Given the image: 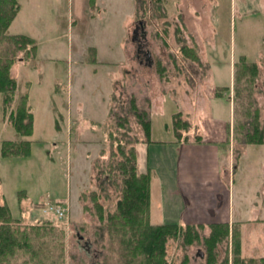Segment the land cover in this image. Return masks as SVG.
Segmentation results:
<instances>
[{"label":"rangeland","instance_id":"374dc122","mask_svg":"<svg viewBox=\"0 0 264 264\" xmlns=\"http://www.w3.org/2000/svg\"><path fill=\"white\" fill-rule=\"evenodd\" d=\"M30 1L29 12L34 4ZM179 1L182 3L178 6L179 13L178 9L175 8V12L171 8L178 0H105L106 8L102 7L100 11L94 7L93 12L90 8L93 0L86 2L85 7L82 0L38 1L42 5L46 3L41 23L45 36L39 40L36 58H30L31 55H26L24 50L16 52L12 70L18 80V94H27L32 107L33 134L21 136L15 130L8 118L9 112L4 115L3 95L0 93V193L4 195L12 216L20 218L22 226L33 221L38 223L41 218L40 223L47 226L49 237L57 243L64 242L65 264L122 262L118 243L111 240L110 233L100 230L103 223L99 220L91 193L99 192L95 163L107 166L113 160L110 144L116 138L126 141L143 137L141 127L130 113L132 96L141 106L151 105L152 108L154 104L152 113L158 123L164 119L155 112L162 98L172 96L200 114L207 104L211 107L218 104L215 93H226L222 89L224 86L230 89V99L222 98L227 108L220 109L222 114L230 115L233 109L236 125L244 116V107L251 96L261 109L264 126V0ZM23 3L26 6L27 0ZM167 9L172 11L166 12ZM176 13L178 15L174 16ZM46 23L55 27V34L53 29L51 33L45 32ZM136 29L137 35L134 34ZM2 45V48L6 46ZM182 45L186 46V54L181 51ZM94 46L97 47L96 53ZM189 50H196L200 59L189 58ZM125 53L126 59L121 62ZM96 55L98 60L107 62L96 65L94 73L91 58ZM240 55L257 62L258 76L256 85H251L246 83L245 75L249 72L241 73V96L234 101L235 63ZM159 65L165 67L164 73L159 71ZM67 88L71 92L73 109H81L76 115L81 124L102 117L114 89L110 108L115 110V116L109 115L103 131L80 127L77 121L69 119ZM174 100H166L161 107L168 120L178 105L181 107ZM15 106L13 103L9 111ZM118 114L128 116L126 127L117 125ZM201 119L208 138L224 140L230 132L225 147L236 163L245 144L234 127L211 115H204ZM191 129L193 132L194 128ZM191 137L196 139L199 136ZM20 138L31 140L30 156L3 157L2 140ZM135 146L138 150L139 143ZM246 146L239 160L236 182L247 199L238 204L240 207L236 206L249 217H260V221L245 226L244 232L240 224L229 225V237L224 238L217 251L219 259L228 256L230 264L234 259L236 239L243 244L242 257L264 256V208L258 209L255 200L250 201L251 196H257V203L264 205V181L261 180L264 144ZM139 149L141 160H145L147 146L145 156L142 147ZM106 192L108 196L101 193L99 201L106 211H113L120 191L113 185L108 186ZM59 198H65L63 203ZM49 200L61 202L66 209L65 225L37 216L41 215L40 210L34 213L39 202L45 204ZM30 213H33L32 218L28 217ZM156 221L157 218H151L152 223ZM224 222L201 223L202 239L192 245L183 246L180 240L170 239L167 243L168 263L182 264L186 256L188 264L204 263L202 254L207 252L204 237L211 233L212 223ZM61 228L65 230L62 236ZM81 235L84 239H80ZM28 260L29 255L21 252L11 259L10 264H33Z\"/></svg>","mask_w":264,"mask_h":264},{"label":"trees","instance_id":"16d2710c","mask_svg":"<svg viewBox=\"0 0 264 264\" xmlns=\"http://www.w3.org/2000/svg\"><path fill=\"white\" fill-rule=\"evenodd\" d=\"M19 9V0H0V93L3 95L4 115L7 116L9 112L10 123L21 136H30L33 134L34 114L29 104L28 95L18 94V80L12 70L16 62V52L24 50L26 55H31L30 58H34L38 43L36 39L28 35L9 34L7 32ZM3 43L6 45L4 48H2ZM181 51L185 54L187 53L185 45L181 46ZM189 52H191L189 58L193 60L200 59L196 50H189ZM256 63L255 61H248L244 55L239 56L238 61L235 63L237 73L234 101L241 96V87L239 86V84L241 85L239 82L242 81L241 73L249 72L245 75L246 83L255 84V78L258 76ZM159 71L164 73L165 67L159 65ZM222 89L226 93L216 91L215 96L230 99V89L226 87ZM13 103L16 106L9 111ZM150 106H141L138 104L136 97L132 96L130 98V113H133L138 125L141 127L143 137L140 139L139 137L133 138L131 136L132 138L126 141L122 138H116L113 144H110V153L113 157L110 164L102 166L96 162L94 165L97 170V179L100 182L98 185L99 192H92L91 199L97 210L99 220L103 223V228H100L101 232L110 233V236H112L111 240L119 245L120 260L122 261L120 264H169L167 243L170 239L180 240L179 243L183 246L195 244V242H200L202 239L199 231L200 228H203L201 223L164 222L154 224L151 222L152 177L150 171L141 172L139 170L138 150L137 146H135L141 142H151L152 120ZM238 106H235V109ZM114 111L113 109L110 110L112 117L115 116ZM243 114L242 119L236 125L234 124V130L241 136V142L243 144H264L261 109L251 96L250 102L246 108L244 107ZM117 116V125L126 127L129 122L128 116H121L120 114ZM173 127L178 139H188L189 136L184 134L183 131H189L192 126L182 114L178 113L174 116ZM196 139L200 140L201 137L199 136ZM30 153L31 140L29 139H4L1 142V155L3 157L23 158L30 156ZM113 185L120 191V196L117 199L115 209L106 211L99 199L102 197L101 193H105V196H108L106 192L108 186ZM81 195H84V192ZM50 202L54 205H62L61 202L56 200ZM46 204L42 203V201L39 202L38 208L34 213L40 210L41 215L37 216L44 217V220L50 218L56 224L65 225L67 215L60 217L54 210L46 209ZM42 206L44 207L42 208ZM32 214H28V217L32 218ZM19 221L20 218L12 216L4 195L0 193V264H10L11 259L16 258L21 252L25 255L28 254V261L33 264H65L64 242L57 243L53 238L49 237L46 231L48 229L47 226L40 223L42 221L41 218L37 221L39 224L33 223V221L25 226H22ZM229 225L230 223L228 222L211 224V233L204 237L203 245L207 252L205 254L203 252L202 256L205 258V262L201 264H230L229 257L225 256L220 260L217 251L218 245L223 242L224 238L229 237ZM61 229L62 236L65 234V230ZM80 239H84V236L81 235ZM87 248L89 251V247ZM241 250V241L236 239L232 264H264V256L242 257ZM85 251L87 253V249ZM188 262V257L186 256L182 264H188Z\"/></svg>","mask_w":264,"mask_h":264},{"label":"crops","instance_id":"0c3cea01","mask_svg":"<svg viewBox=\"0 0 264 264\" xmlns=\"http://www.w3.org/2000/svg\"><path fill=\"white\" fill-rule=\"evenodd\" d=\"M23 1L24 0H19L20 9L11 22L7 32L9 34L28 35L36 39L39 44V40L45 36L43 33L44 28L41 26V23L43 21L42 13L45 10L46 3L42 5L41 2H38L39 0H31L34 4L31 6V12H29L28 8H30V3L28 4V2L30 0H27L26 6ZM91 1L92 0H82V4L85 7L86 2L90 3ZM91 3L90 8L92 12L94 11V7L99 8L100 11L102 7L106 8L104 6L105 0H93V3ZM179 5H182V3L178 0V3L173 4L174 8H171L173 11H175V8L176 10L178 9L179 13ZM169 10L167 9L166 12H169ZM178 13L173 15L176 16ZM91 14L93 15L94 13ZM92 18H96V16H92ZM46 25L47 27L44 25L45 32L51 33V29H53L54 31L52 33L55 34V27H52V25L48 23H46ZM92 48L95 49L96 53L97 47L94 46ZM36 57L37 56L34 58ZM123 59L125 61L126 53L124 58L121 59V62H123ZM91 61L94 65L92 71L94 73L97 71L96 65L100 62H107L98 60L97 55L92 57ZM113 94L114 89H112L108 107L100 119L93 118L90 122L81 124L78 122L81 119L76 116L80 114L78 112H80L81 109H73V102L70 99L71 92L70 89L67 88V97H69L70 103L66 104V109H69V119L77 121L80 127H85L93 131H103L104 123L108 120L110 115V105ZM170 97L169 99L174 100L172 96ZM222 98L226 97H217L218 104L214 107L207 104L205 108L202 109V112H199L200 114H197L192 108H187V106L179 103L175 99L176 101H174L178 102L181 107L178 105L177 109L172 112L171 120H168L166 117L167 114L164 115V112L161 111V107L164 106L166 100L169 101V99L160 98V104L156 106L155 112L158 114L160 113V118L164 116V119L158 123L156 122V116H153L152 113L154 108L153 104L151 108V142L139 143L138 165L141 172L150 171L151 173L150 219L157 218L158 220L156 221L157 223L154 224H161L164 222L187 224L225 221L230 224H240L241 231L244 232L245 226L252 222L260 221V217H249L241 213L238 208L242 201L247 199L245 193L241 192L239 190L240 188H237L236 179L240 170L239 160L242 154L245 153L248 147L246 145L248 144L244 145L239 160L234 163L229 149L225 147L230 138V132L228 133V138L224 140L208 138L207 128L201 119L204 115H211L216 117L217 121L234 127L233 109L230 115H223L220 110L227 109ZM79 106H81V104ZM178 113L186 117V119L192 123L191 128H194L193 132L192 129L189 130L190 132H183L190 136L187 140L184 138L178 139L176 137L173 120L174 116ZM198 122L201 123V126ZM231 132H233V130ZM192 135L200 136L201 139L197 140L192 138ZM145 146H147L146 159L141 160L140 157L142 153H140L139 148L142 147L143 156H145ZM261 180L264 181V173L262 174ZM257 188V186L254 187L255 193L257 192ZM257 198V196H251L250 201L252 202L255 200L258 209L260 207L264 208V205L262 206L257 203ZM63 199L65 200V198H61V200L59 198V201L63 203Z\"/></svg>","mask_w":264,"mask_h":264},{"label":"built area","instance_id":"2783aa9c","mask_svg":"<svg viewBox=\"0 0 264 264\" xmlns=\"http://www.w3.org/2000/svg\"><path fill=\"white\" fill-rule=\"evenodd\" d=\"M46 209L54 210L60 217L66 215V209L61 205H54L51 202H48L45 206Z\"/></svg>","mask_w":264,"mask_h":264},{"label":"flooded vegetation","instance_id":"af4514ba","mask_svg":"<svg viewBox=\"0 0 264 264\" xmlns=\"http://www.w3.org/2000/svg\"><path fill=\"white\" fill-rule=\"evenodd\" d=\"M135 35H137L138 34V30L136 29L135 30V33H134ZM135 38H136V36H135ZM139 51H141V49H139Z\"/></svg>","mask_w":264,"mask_h":264}]
</instances>
